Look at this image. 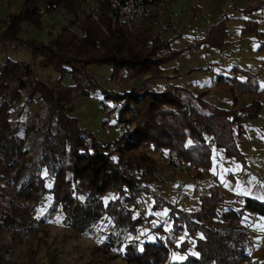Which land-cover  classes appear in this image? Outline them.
I'll use <instances>...</instances> for the list:
<instances>
[{
  "label": "trees",
  "instance_id": "1",
  "mask_svg": "<svg viewBox=\"0 0 264 264\" xmlns=\"http://www.w3.org/2000/svg\"><path fill=\"white\" fill-rule=\"evenodd\" d=\"M262 4L264 0H254L240 10L252 12ZM40 9L48 17L62 9L69 18L55 32L49 30L44 39L21 36L23 23L43 27ZM226 20V14L215 18L184 49L205 44L224 48L228 44ZM249 21L242 30L255 32ZM175 37L162 38L151 25L128 27L111 15L107 0H21L18 10L0 19V42L14 41L30 54L29 58L0 60V232L16 236L33 231L32 211L48 186L44 168L51 176L49 211L61 210L63 225L83 234L107 214L117 236L109 234L99 246L106 251L115 248L126 264H241L251 257L246 215L264 214V201L245 196L239 204L235 200L226 203L221 184L214 182L206 192L195 184L192 194L199 200L198 207L182 209L162 193L155 174L157 161L141 148L165 149V159L177 157L182 171L190 168L189 174L197 179L212 167L215 147L246 165L237 137L262 107L257 76L238 65L232 67V74L217 76L231 95L229 106L206 100L207 90L173 82L157 88V78L165 75L164 65L184 50L173 45ZM91 63L111 64L112 79L141 80L120 91L108 89L88 72ZM66 75L69 82H64ZM97 87L102 93L101 108L121 101L113 110L115 120L124 126L113 128L118 131L106 139L80 126L73 113L74 98L90 96ZM239 93L248 94L249 101L239 105ZM110 98L112 103L107 102ZM36 99L38 109L32 116L28 113V122L21 123L19 116ZM14 115L18 116L15 120ZM38 131L42 134L39 149L28 153V141ZM168 165L175 185L182 184L180 194L186 197L183 179H178L173 163ZM110 189L117 195L105 202L103 194ZM143 194L153 195L152 209H168L171 226L165 229L158 224L160 231L152 237L127 238V233L137 234L141 225L154 218L153 213L133 214L129 204L137 206ZM180 232L194 238V252L187 251L189 239L184 238L178 248L186 254L177 258L173 250ZM260 250L262 258H252V264H264V242Z\"/></svg>",
  "mask_w": 264,
  "mask_h": 264
},
{
  "label": "rangeland",
  "instance_id": "2",
  "mask_svg": "<svg viewBox=\"0 0 264 264\" xmlns=\"http://www.w3.org/2000/svg\"><path fill=\"white\" fill-rule=\"evenodd\" d=\"M185 1L186 2L184 6L179 8L181 9L179 13V15H181L179 18L180 20L174 18L172 23L173 26H177L178 28L180 24L179 22H181L186 15H190L191 10L195 5L194 0ZM215 2H217V0H215ZM220 5L221 3L218 4V8H216L215 10L216 12L219 11ZM20 6L21 0H0V19H2L9 11L18 10ZM256 10H260L264 14V4H262L261 7L255 9L254 11ZM68 18L69 14H66V12L62 9H58L51 16H45L42 18V28H38L28 23H23V29L20 32V35L24 37L44 39L48 36L47 32L49 30L55 32L62 24L66 23ZM246 20H251L248 22L249 25L255 26L256 31L254 34L256 35V38L257 34H262L264 36V30H261L259 28L258 21L256 19L249 18ZM245 21L241 27V23H237L235 21L228 22L227 30L229 28V31L227 40L230 39L229 43H232V39H235L237 37L240 38V44L246 42L245 51L240 48L239 50L241 52L236 50L232 54H226L223 52L227 45L222 49L214 47L210 44L184 49L185 47L191 46L190 44H194V41L200 37H198L200 31L190 32V28H183V30L176 32V35H174V29L172 28V26L171 28L173 30H171V32L161 29V25L159 23L154 26L152 25L154 33L159 34L162 38H167L171 34L176 36L174 39L175 47L183 48L185 50H183L184 52L182 51L180 55L168 61L164 65V67H166L167 69H169L170 67L174 68L173 72L177 71L180 76L178 81L183 79V83L185 84V86H189L192 88L193 86L191 84V79H194V76L201 81L212 82V74H214V72H210L211 69H221L216 71H221L223 73L229 74V70L233 64H239L246 67L253 65L251 59H253L257 54H260L262 56V61L264 63V46L261 45L263 42L260 43L259 40L257 41L255 36L253 35H247V39L245 40V36L242 34L254 32L242 30L243 26H245L246 24ZM168 25L170 24L166 23V26ZM261 27H264V24H261ZM13 46L18 47L19 45L14 41L0 42V60L5 56L14 57L16 53L18 54H16V56H20V58H27L30 56L29 51L26 48L19 47L23 49V51H21L20 49L16 51L14 50ZM191 67H196V69L190 72L185 71L186 69L188 70ZM111 69L112 65L107 63H91L87 66V70L93 76V78L98 80V82H100L103 87H106L108 89L113 88L120 91L125 87L131 86L134 80H136L134 81V83H137L139 80H141V78H135L132 80L125 77H121L120 79H112L110 78ZM251 70L254 71L256 76H258L257 78L258 81H260V87L261 85H264V77L257 75V72L254 69ZM42 71L47 74L46 70ZM55 74L56 72L52 70V75L55 76ZM162 77H164V75ZM168 77H171V74L167 75V78ZM69 81V75H66V78H64V82ZM157 81V88H160L164 85V83L162 82L163 78H157ZM178 81H173V83H176ZM159 83L161 85H159ZM261 93L264 94V90H262ZM101 94V90L98 87L92 89L89 96L90 101L89 103H87L86 107L84 105H74L73 112H75V114L77 115H81V118L89 116V118H91L93 122L91 123L90 128L96 133L101 134V126L103 131L102 133H104L102 137L106 139L110 138V135L113 132L116 133L118 130H116L117 128L112 130L113 128L109 127V133L107 134L104 130L103 124H101L100 122L104 117L103 111L101 109V102L99 99ZM238 99L239 105L241 103L244 104L243 99H240L239 96ZM107 102L112 103V99H108ZM39 103L40 101L36 99L34 103L25 107L26 113L24 112L19 116L21 123H25V121L28 122V113L30 116L34 115V113L38 109ZM17 108L18 105L14 107V109ZM17 118L18 116H12L13 120ZM246 123V135L249 136L248 138L251 142V145L255 146L252 147L254 151L253 154L249 152L245 153L246 158L249 160V166L246 165L245 170L241 171L242 174L236 173V171L241 169L239 160H237L233 156L225 155L221 148L215 147L212 150L213 159L217 167H215V165L213 164L210 172L214 171L216 168V179L218 181H225L226 185L233 189V191L236 193L244 192V189H248V185L251 183L254 184V181H260L261 184L264 183V104L258 114L255 117L248 119ZM79 124L80 126H82L85 123L80 120ZM41 139V132H34L28 141L29 145H33L35 148H39V142L41 141ZM241 140L242 139L240 138V136H238V143L241 142ZM240 145L244 151H247V148L245 147V144L243 142H241ZM141 148L157 161L155 174L158 178V183L161 187L162 193L166 197L174 201L182 209L190 210L197 208L199 205V200L192 194L193 188L195 184L199 183L201 184V186L198 184L201 190L202 188L207 189L208 183L203 179L200 180L195 176H191L189 174L190 168L187 169V172L182 171V168L179 170L174 169L175 171H178L177 173H175L178 176V179H183L184 181L183 189L187 196L182 197V195L177 191V184L175 185L174 176L169 169L167 160L164 158V152H166V150L160 149L161 151H155L153 150L154 148L151 145L142 146ZM258 159H260L259 163H254L255 161H258ZM42 171L46 176L48 186L47 190L38 201V203H36L32 211L36 219V226L30 233L22 235L14 236L9 232H0V264H126L125 258L121 255V253L117 252L115 248H110L106 251L103 247L99 246V244L103 240L108 238L109 234L117 236L114 222L107 214H103L102 217L93 226V228L88 233L83 234L77 233L74 230L66 228L63 225V212L61 210L49 211V205L52 200V194L49 190V187L51 185V176L46 173L44 168ZM208 181H211L210 178H208ZM1 183L2 182L0 180V184ZM116 195L117 192L115 190H107L103 194V200L106 202ZM225 197L230 198V194H226ZM152 203L153 195L143 194L138 198L137 206L129 204L132 207L134 215H137L140 212L144 214L153 213L154 218L141 225L137 234L127 233V238L137 237L140 239L145 238L146 236L152 237L154 234H157L160 231L157 229L158 224H162L165 229L171 226V220L168 216V209H152ZM252 219L250 220L251 223H253ZM256 224L259 228L264 229V214L258 213ZM184 238L189 239L187 251L194 252V238L187 232H180L178 234L176 247L174 248V250L172 249L173 255H175L177 258L184 257L186 254V252L180 251V249L178 248L179 242ZM263 238L256 242V244L259 245V248L262 242H264ZM254 244L255 243H253V245ZM258 245H254L255 247L253 246L252 249H255ZM170 256L172 257V254L169 253V258Z\"/></svg>",
  "mask_w": 264,
  "mask_h": 264
},
{
  "label": "crops",
  "instance_id": "3",
  "mask_svg": "<svg viewBox=\"0 0 264 264\" xmlns=\"http://www.w3.org/2000/svg\"><path fill=\"white\" fill-rule=\"evenodd\" d=\"M252 1H254V0H217V2H215V0H194V2H195L194 6H196V7H195V10H194V8L191 10V13H192V11H195L194 17H193L194 19L193 18L190 19L191 13H190V15H186L184 17V19L181 22H179L180 23L179 28L177 26H173L172 23H173L174 18L177 20H180L179 18L181 15H179V13H180L181 9H179V8L184 6V4L186 2L185 0H174L172 2L165 4L159 11L156 12L155 17L157 19H162L164 21L165 24H160L161 29H163L165 31H171L174 29L173 30L174 35H176L175 34L176 32L183 30V28H186V29L190 28L189 29L190 32L200 31V33L198 34V37H199V36H201L202 30L209 23H211L215 18H217L221 15H224V14L227 15V20H226L227 26H228L229 21H235L237 23H241V25H240V27H241L246 19L254 18L258 21L259 28L261 30H264V27H261V24H264V14L260 10H256V11L249 12V13H246V12H243L240 10L241 8H244L247 4H249ZM219 3H221L220 9L218 12H216L215 10H216V8H218ZM166 23L170 24V25L166 26ZM156 24L157 23H155L154 25H156ZM171 26L173 29L171 28ZM228 31H229V28H228ZM254 33L255 32H248V33H242V34L245 36V40H246L247 35H253L256 38V35ZM172 35L173 34L169 35L167 38L172 37ZM239 40H240V38L237 37L235 39H232V43H229L230 39H228V44H227L226 48L223 50V52L226 54H232L236 50L241 52L239 50L240 48H242L245 51V47H246L245 43L246 42H243L240 44ZM256 40L257 41L259 40L260 43L263 42L261 45L264 46V36L262 34H260V35L257 34ZM188 41H192V40H188ZM173 45L175 46L174 41H173ZM19 47L23 48V46H18V47L13 46L14 50L17 51L20 49L21 51H23V49H21ZM255 53H257V52H255ZM16 54H15V57H18V56H16ZM27 58H29V57H27ZM251 62L253 65L247 66V67L243 66V65H239V64H233L229 70V74L223 73L221 71H216V70H221V69H211L210 72H214V74H212L213 78L211 77L212 82H207V81L204 82V81H201L197 77L194 76V79H191V84L193 86L192 88L197 89V90H207V93L205 94L204 97L206 98V100H208L211 103H214V104L220 105V106H222V105L229 106L231 104V95L228 91V88L225 85L219 84L217 76H220V75L228 76V75L232 74L233 73L232 67L234 65H238V66H241V67L248 69V70L254 69L257 72V75L264 77V63L262 61V56L260 54L259 55L257 54L253 59H251ZM173 69L174 68H171V67L169 69H167L165 67V71H164L165 75H164V77H161V78H163V81H162L163 83L173 82L176 80L178 81V79L180 78L179 73L177 71L173 72ZM42 70H44V69H42ZM251 71H253V70H251ZM170 74H171V77L167 78V75H170ZM237 76H239L240 78L245 77V75L241 72H237ZM176 84H180V85L185 86V84L183 83V79L176 82ZM260 88L262 90H264V85H261ZM238 96L240 97V99H243L244 103H246L249 99V95L245 94V93H239ZM263 96H264V94L262 95V106L264 104V97ZM89 101H90L89 96H78V97L74 98V105H81V106L84 105L86 107V105H87V103H89ZM73 113L75 114V112H73ZM75 115L77 116L79 123H80V120L85 123L82 126H85L86 128L92 130L90 127H91V123H93V122H92V119L89 118V116L81 118V115H77V114H75ZM102 119H101V121H102ZM100 130H101V134L96 133L94 131L98 137H102L104 135V133H102L103 131H102L101 126H100ZM246 133H247V123H245V132H243L240 135V138L242 139L241 142H243L245 144L247 151H244L241 148V145H240L241 142H239V146L244 153L249 152V153L253 154L254 151H253L252 147H254L255 145H253V146L251 145V142L248 138L249 136H247ZM246 137H247V139H246ZM153 150L161 151L160 149H155V148ZM213 161H214V159H213ZM259 161H260V159H258V161H255L254 163H259ZM213 164L215 165V167H217V165L215 164V161L213 162ZM246 165L249 166V160L247 158H246ZM246 165L245 166L241 165V169L236 171V173L242 174L241 171L245 170ZM212 167H213V165H212ZM212 167L204 170V177L201 179L205 180L208 183V185H207V189L202 188V191H205V192L208 191V188L210 187V185L214 182H217V183L221 184L223 191L225 193V196H226V194L227 195L230 194V198L225 197L226 203H229V202H232L235 200L239 204L242 202V198L245 196H249V197L255 198L257 200L264 201V183L261 184L260 181L259 182L254 181V184H252V183L249 184L248 189H246V190L244 189V192L236 193L233 191V189H231L230 187H228L226 185L225 181H218L216 179L217 178V170L215 168L214 171L210 172V169ZM208 178H210L211 181H208ZM199 185L201 186V184H199ZM234 198H236V199H234ZM257 215H258V213H254V212H248V214L246 215V222H247L248 228L251 232L252 243H255L254 244L255 246L258 245V244H256V242L264 237V229L259 228L258 225L256 224ZM252 217H253V219H252ZM251 219H252L253 223L250 222ZM263 241H264V238H263ZM252 258H258V259L262 258V251L260 250L259 245L255 248V252H254Z\"/></svg>",
  "mask_w": 264,
  "mask_h": 264
},
{
  "label": "built area",
  "instance_id": "4",
  "mask_svg": "<svg viewBox=\"0 0 264 264\" xmlns=\"http://www.w3.org/2000/svg\"><path fill=\"white\" fill-rule=\"evenodd\" d=\"M111 7V15L113 17H117L123 20L128 27L136 28L141 25L152 26L155 23L162 24L164 21L162 19H157L155 14L159 11L165 4L172 2L174 0H107ZM40 14L42 17L46 16V11L44 9H40ZM96 18L97 15H94ZM120 100L115 101L113 107H117L120 105ZM109 104H105L102 107V111L104 114L102 124L104 126L105 132L109 133V127L112 128H121L123 127L122 122L115 120L114 118V110ZM210 143H213L210 140ZM36 149V150H35ZM39 148H35L33 145L29 147L28 153H34ZM167 163H173V167L176 170L182 168V162L177 157L167 156ZM177 191L179 193L182 192V184L178 182ZM185 195V194H183ZM255 252V249H252L250 252L251 256ZM241 264H252V258H246L242 261Z\"/></svg>",
  "mask_w": 264,
  "mask_h": 264
}]
</instances>
